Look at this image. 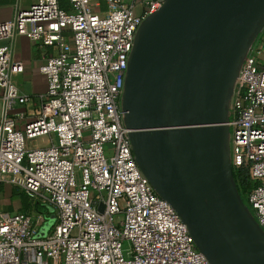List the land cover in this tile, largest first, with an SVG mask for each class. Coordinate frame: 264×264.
<instances>
[{
	"label": "built area",
	"instance_id": "obj_1",
	"mask_svg": "<svg viewBox=\"0 0 264 264\" xmlns=\"http://www.w3.org/2000/svg\"><path fill=\"white\" fill-rule=\"evenodd\" d=\"M66 1L68 9L37 0L0 23V41L26 36L56 49L41 67L47 92L29 115L14 114L31 100L14 80L24 67L0 46V185L58 215L37 238L43 213L0 212V264H211L141 171L125 123L136 38L167 0ZM228 112L230 162L248 170V205L264 234V30L248 47ZM39 137L48 146L31 148Z\"/></svg>",
	"mask_w": 264,
	"mask_h": 264
},
{
	"label": "water",
	"instance_id": "obj_2",
	"mask_svg": "<svg viewBox=\"0 0 264 264\" xmlns=\"http://www.w3.org/2000/svg\"><path fill=\"white\" fill-rule=\"evenodd\" d=\"M263 19L264 0H167L142 26L129 61L123 111L136 162L211 264H264V234L235 187L226 147L230 91ZM205 52L212 60L203 63ZM188 58L200 72L202 127L187 129L171 109L165 131L155 118L180 99Z\"/></svg>",
	"mask_w": 264,
	"mask_h": 264
},
{
	"label": "crops",
	"instance_id": "obj_3",
	"mask_svg": "<svg viewBox=\"0 0 264 264\" xmlns=\"http://www.w3.org/2000/svg\"><path fill=\"white\" fill-rule=\"evenodd\" d=\"M36 2L37 0H0V23L14 20L20 9L29 8ZM63 2L64 8L68 9V2L66 0ZM98 9L105 11L107 7L105 4H101ZM0 46H10L13 50V59L22 63L24 72L16 76L14 80L20 91L30 96L31 99L28 104L17 106L14 109V114L27 112L31 115L41 105V97L47 92V79L42 74L41 67L49 57L56 53V49L39 42H32L26 36L0 41ZM12 187L7 182L0 185V191L4 194V197H0V212L20 211L24 205L23 201L16 197L18 196L17 191L15 194Z\"/></svg>",
	"mask_w": 264,
	"mask_h": 264
},
{
	"label": "flooded vegetation",
	"instance_id": "obj_4",
	"mask_svg": "<svg viewBox=\"0 0 264 264\" xmlns=\"http://www.w3.org/2000/svg\"><path fill=\"white\" fill-rule=\"evenodd\" d=\"M262 25V24H261ZM261 27V26H260ZM194 49L192 50V52ZM211 57V56H210ZM209 57V58H210ZM245 57V56H244ZM241 60L240 66L243 62V59ZM209 58L207 59V52L204 53L202 57L203 63L206 61L209 62ZM212 60V57L210 58ZM194 61L191 60V58H188L181 64L180 67V75L181 77H185L184 86L182 88V95L179 100H175V96L171 97L172 102L169 104V108L167 107V104L164 103L161 111L156 115L155 121L157 124H159L162 129L165 131L169 129V123L171 118V109L175 112L176 115H182V121L185 123V126L187 129H199L202 127V125L199 122V118L202 117L200 113L199 107L195 104V97L197 94L201 93L199 82V71L198 69H195L193 66ZM239 66V69H240ZM179 73L173 74V80L178 76ZM172 86V85H171ZM232 89L230 91V97H231ZM171 93H167L166 98L170 97ZM229 102L228 101V111H229Z\"/></svg>",
	"mask_w": 264,
	"mask_h": 264
},
{
	"label": "rangeland",
	"instance_id": "obj_5",
	"mask_svg": "<svg viewBox=\"0 0 264 264\" xmlns=\"http://www.w3.org/2000/svg\"><path fill=\"white\" fill-rule=\"evenodd\" d=\"M97 2H98V0H93L92 4L95 5ZM263 30H264V25L262 26L261 31H263ZM261 31L257 35H259L261 33ZM230 133L231 132L229 131V137H230ZM49 141H50L49 137H39L37 139H33L31 142H29L28 145L31 148L43 147V146H48ZM226 147H227L228 153L230 154L229 140H227V146ZM106 150H107V156L112 155L113 154V145L109 144L106 147ZM248 178H249V175H248ZM12 188H13V190H15L14 193L17 191L16 193H17L18 196H16V197H18V199H21L22 201L26 202V199L23 197V195L19 194V192L21 193V190L19 188L14 187V186ZM0 197H4V194L1 191H0ZM27 199L29 201V205L31 206L29 211L30 212L37 211V210H35V207L33 206L35 204V202L33 200H31L30 198H27ZM249 207H248V209H249L248 211H249L250 215L255 219L254 213L251 210V208H249ZM20 211L25 212V213L29 212V211L25 210V206L24 205H23V207L21 208ZM40 212L43 213L44 221L42 222V224L40 226V230H39L38 234L36 235L37 238H42L43 237L42 235H44V237H46L51 232V230L53 229L54 225L58 221L57 210H56L55 207H53V206H42V211H40ZM54 219H55V221H53ZM128 244L129 243L126 242L125 246H127Z\"/></svg>",
	"mask_w": 264,
	"mask_h": 264
},
{
	"label": "trees",
	"instance_id": "obj_6",
	"mask_svg": "<svg viewBox=\"0 0 264 264\" xmlns=\"http://www.w3.org/2000/svg\"><path fill=\"white\" fill-rule=\"evenodd\" d=\"M60 4H61V7H63V8L65 7L63 0L60 1ZM248 179H249L248 178V170L246 168H234L233 169V181H234L235 187L239 193V196H240L243 204L247 208L249 207L247 197H248V193L252 187L250 180H248ZM19 194L23 195V197L26 199V202L23 201V204L25 206V210L29 211V209L31 208V206L29 205V201L27 199L29 197H27L22 192L21 193L19 192ZM33 206L35 207V210H37L38 212L42 211V205L35 203ZM26 213H30V211L26 212Z\"/></svg>",
	"mask_w": 264,
	"mask_h": 264
}]
</instances>
